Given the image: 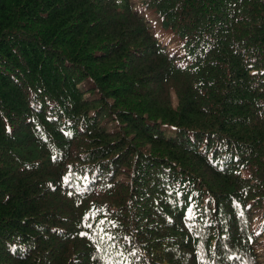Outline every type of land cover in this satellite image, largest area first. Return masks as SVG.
<instances>
[{
  "label": "trees",
  "instance_id": "obj_1",
  "mask_svg": "<svg viewBox=\"0 0 264 264\" xmlns=\"http://www.w3.org/2000/svg\"><path fill=\"white\" fill-rule=\"evenodd\" d=\"M0 264H264V0H0Z\"/></svg>",
  "mask_w": 264,
  "mask_h": 264
},
{
  "label": "rangeland",
  "instance_id": "obj_2",
  "mask_svg": "<svg viewBox=\"0 0 264 264\" xmlns=\"http://www.w3.org/2000/svg\"><path fill=\"white\" fill-rule=\"evenodd\" d=\"M147 18L153 28L154 33L160 38V40L169 42L172 48L179 43L175 33L166 26L157 12L151 9L147 14ZM182 55H184V53H182Z\"/></svg>",
  "mask_w": 264,
  "mask_h": 264
},
{
  "label": "snow or ice",
  "instance_id": "obj_3",
  "mask_svg": "<svg viewBox=\"0 0 264 264\" xmlns=\"http://www.w3.org/2000/svg\"><path fill=\"white\" fill-rule=\"evenodd\" d=\"M91 225H89V227H90Z\"/></svg>",
  "mask_w": 264,
  "mask_h": 264
}]
</instances>
